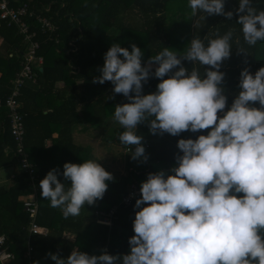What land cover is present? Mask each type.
I'll return each mask as SVG.
<instances>
[{
	"label": "clouds",
	"instance_id": "9594fccd",
	"mask_svg": "<svg viewBox=\"0 0 264 264\" xmlns=\"http://www.w3.org/2000/svg\"><path fill=\"white\" fill-rule=\"evenodd\" d=\"M189 7L193 16L201 10L233 17V11H225V0H189ZM235 11L244 41L250 46L264 41V10L258 11L252 0H239ZM232 37V30L205 36L207 45L193 37L182 55L164 47L143 64V52L134 43L131 51L112 43L104 53L93 83L109 81L114 93L127 98L115 106L113 117L124 129L118 140L130 148L132 159H148L143 137L136 134L142 122L152 134L210 131L179 139L182 154L175 156L170 173L149 172L141 182L130 252L89 255L74 248L66 258L48 253L56 264H264V66L254 75L247 67L241 70V90L225 111L220 68L230 58ZM182 60L209 67L202 77ZM150 76L159 78L157 90L143 94ZM257 101L259 108L252 106ZM63 169L67 187L53 168L40 188L43 199L65 218L79 216L85 203L102 199L106 181L114 180L96 160L66 162Z\"/></svg>",
	"mask_w": 264,
	"mask_h": 264
},
{
	"label": "trees",
	"instance_id": "16d2710c",
	"mask_svg": "<svg viewBox=\"0 0 264 264\" xmlns=\"http://www.w3.org/2000/svg\"><path fill=\"white\" fill-rule=\"evenodd\" d=\"M10 4L14 7L25 4L28 11L46 16L56 27L53 32L42 31L34 16L28 19L25 15V19L36 29V39L40 43L38 54L44 59L36 70L37 86L25 84L19 98L23 102L21 113L25 125L26 151L30 155L39 145L43 147L36 141L39 134L33 126L34 118L37 120L39 116L48 124L44 133H58L51 147L54 158L44 164H35L39 184L51 169L56 168L58 179L67 187L70 182L62 175L66 162L79 164L96 160L108 171L88 146L73 140L72 129L80 124L93 130L99 127L108 130L114 120L115 106L128 102L123 94L113 92L111 82L93 83V78L100 75L98 68L103 66L104 53L112 43H119L129 51L131 45L136 44L143 52V64L164 47L182 55L190 47L193 37L200 38L207 45L205 36L215 38L217 34L222 36L232 30L230 58L223 61L220 68L225 74V111L241 90V70L247 67L254 75L264 66V41H257L254 46L248 45L243 38L242 26L236 23L238 14L235 10L239 0H225V11H233L231 20L223 15H207L201 10L193 16L189 0H10ZM252 4L258 11L264 10V0H252ZM0 37V100H3L9 94L11 80L20 67L25 43L16 28L1 19ZM182 39L184 45L179 43ZM238 47L248 53L240 52ZM182 64L189 71L193 67L198 68L202 77L204 69L209 67L191 64L187 60H182ZM154 68L155 65L153 71ZM58 81H63L64 85L56 86ZM159 82V78L150 76L143 83V94L155 92ZM38 98L47 101L49 111L44 112V107L39 111L33 107L41 105ZM252 106L261 107L258 101ZM109 129L112 141L129 151L130 148L118 140L123 127L115 121V125ZM208 131L210 129L184 131L178 136L168 133L160 135L152 134L147 122L138 124L136 134L143 137L147 161L138 159L139 163H128L126 172L106 181L108 188L103 198L93 205L85 203L79 216L65 218L59 208H52L50 201L43 199L40 188L36 221L49 230L48 235L43 237L30 235L27 230L29 215L19 198L31 189L14 153L7 108L0 105V168L12 166L15 170L11 182L0 185V234H4L5 245L14 255L6 264H26L24 252L28 239L33 246L34 261L40 264H56L48 253L66 258L74 248L89 255H99L103 251L112 255L127 254L130 252L128 241L134 235L133 221L138 211L134 205L141 193L128 206L119 203L122 196L128 192L131 184L141 185L149 172L164 170L169 174L175 164V156L182 154L177 147L179 139H196L201 134L207 135ZM48 135L42 136L41 140ZM131 148L134 151L135 146ZM114 204L117 205V212L111 226L101 223L95 210H108ZM64 232L74 234V240L64 237Z\"/></svg>",
	"mask_w": 264,
	"mask_h": 264
},
{
	"label": "built area",
	"instance_id": "2783aa9c",
	"mask_svg": "<svg viewBox=\"0 0 264 264\" xmlns=\"http://www.w3.org/2000/svg\"><path fill=\"white\" fill-rule=\"evenodd\" d=\"M26 14L27 16L34 15L33 11H28L25 4L14 7L10 4V0H0V19L5 21L7 25L15 26L17 32L22 36L25 43L23 59L18 71L11 80L10 92L6 98L0 100V105H4L7 108L9 128L14 141V153L19 169L27 175L26 178L31 189L26 195H22L20 199L24 210L29 215L27 230L30 235L37 234L40 236H47L49 233L48 228L41 226L36 221L39 207L40 184L38 182V175L36 174L35 166L31 162L29 154L25 149V125L19 102L21 88L26 82L36 81V70L43 63L42 56L38 54L40 43L36 39V29L25 19ZM34 18L42 31H55L56 27L46 16L36 14ZM140 187L141 185L138 183L131 184L128 188V192L122 196L119 203L128 206L140 195ZM116 212L117 205L115 204L108 210H95V214L100 222L108 226H111L113 218L116 217ZM3 242L4 238L0 237V261L2 262L13 258V254L6 251L3 247ZM32 251L33 248L29 240H27L24 252L25 260L27 262L26 264H39L33 261Z\"/></svg>",
	"mask_w": 264,
	"mask_h": 264
},
{
	"label": "crops",
	"instance_id": "0c3cea01",
	"mask_svg": "<svg viewBox=\"0 0 264 264\" xmlns=\"http://www.w3.org/2000/svg\"><path fill=\"white\" fill-rule=\"evenodd\" d=\"M31 16H35V15H28L27 16L28 19ZM0 43H1V37H0ZM42 58H43V56H42ZM25 84L27 86H33V87L37 86L35 82H26ZM55 84H56V86L61 87V86L64 85V82L63 81H58ZM39 101L41 102V105L40 106H37V105L33 106L34 108H36L39 111V110H42V107H44L45 108L44 112H47V111L50 110L49 108H46L48 103H47V101L44 98H43V100H40V98H38V102ZM19 102H20V110H21L23 102L20 99H19ZM50 102H51V100H50ZM33 123H34L33 126L35 127V130L39 134V135H36V141H37V143L43 145V147H40L41 145H39L38 148L33 149L31 151L30 155H29L31 162L35 166V164H37V163L44 164V163H47L49 160H52V158H54L53 157L54 156V152L51 151V147L54 145V139L57 138L58 133L56 131H53L52 133H50V132H45L44 133V129H48V124L44 121V119L40 118L39 116L37 117V120H35V118L33 119ZM114 125H115V121L112 119V122H111V124L108 127V130H104L103 127H99L98 129L93 130V129H90L89 127L84 128L80 124L76 125L72 129L73 140L76 143H78V144H81V145H84V146L87 145L88 148H90L92 150L93 154L100 160V162L106 167V169L112 175H113L114 172L110 170L111 167L109 166V163H107L105 161H102V157H99L96 154L97 152L95 151L96 150L95 147H97L98 144L101 145V147L102 146L103 147L106 146L105 141L107 140L108 136H110V132H109L110 129L109 128L111 126H114ZM48 134H50V135H48ZM44 135L45 136L48 135V136L44 137L43 140H41V137L44 136ZM102 139H103V141H102ZM120 173H122V172H120ZM14 174H15V170H14V168L12 166L0 168V185H3V184L8 185L11 182V179H12ZM113 177H115V176L113 175ZM19 199H21V197ZM40 225L43 226L42 224H40ZM63 236L68 238V239H70V240H74V238H75L74 234H72L70 232H64ZM0 237L4 238L3 247L5 248L6 251H8V249H7L6 245H5V236H4V234H0ZM43 237H45V236H43ZM32 248H33V246H32ZM13 257H14V255H13ZM11 259H13V258H10V259H8V260H6L4 262L0 261V264H6ZM33 261H34V252H33ZM34 262H36V261H34ZM37 263H39V262H37Z\"/></svg>",
	"mask_w": 264,
	"mask_h": 264
},
{
	"label": "rangeland",
	"instance_id": "374dc122",
	"mask_svg": "<svg viewBox=\"0 0 264 264\" xmlns=\"http://www.w3.org/2000/svg\"><path fill=\"white\" fill-rule=\"evenodd\" d=\"M179 43L181 45L185 44L183 39ZM105 143H106V146L104 147L103 146L101 147V145L98 144L97 147H95L96 148L95 151L97 152L96 154L99 157H102V161L109 163V166L111 167L110 170L114 172L113 173L114 176H116L120 172L122 173L126 172L129 166L128 163H131V164H136V162L139 163L138 159L136 160L132 159L128 150L123 149L120 146H118L116 143H114L111 139V136H108Z\"/></svg>",
	"mask_w": 264,
	"mask_h": 264
}]
</instances>
